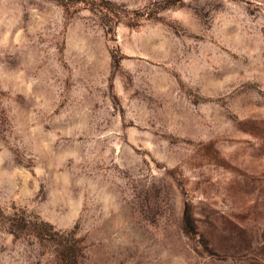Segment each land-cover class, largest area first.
Listing matches in <instances>:
<instances>
[{"label":"rangeland","instance_id":"obj_1","mask_svg":"<svg viewBox=\"0 0 264 264\" xmlns=\"http://www.w3.org/2000/svg\"><path fill=\"white\" fill-rule=\"evenodd\" d=\"M0 208L76 264H264V0H0Z\"/></svg>","mask_w":264,"mask_h":264},{"label":"trees","instance_id":"obj_2","mask_svg":"<svg viewBox=\"0 0 264 264\" xmlns=\"http://www.w3.org/2000/svg\"><path fill=\"white\" fill-rule=\"evenodd\" d=\"M0 226L6 227L9 234L14 239L19 240L32 237L39 242H54L60 250L57 251V258L61 264H76L79 256L75 243L72 244L70 239L59 237L51 230V226L43 222L33 223L24 215L14 214L13 217L4 215L0 208Z\"/></svg>","mask_w":264,"mask_h":264}]
</instances>
